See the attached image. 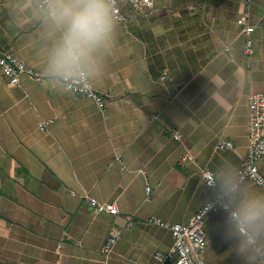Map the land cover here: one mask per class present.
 Returning a JSON list of instances; mask_svg holds the SVG:
<instances>
[{"label": "crops", "instance_id": "1", "mask_svg": "<svg viewBox=\"0 0 264 264\" xmlns=\"http://www.w3.org/2000/svg\"><path fill=\"white\" fill-rule=\"evenodd\" d=\"M152 1L137 11L121 0L127 22L114 21L112 39L84 66L101 109L47 71L61 33L40 0H0V52L39 75L13 84L0 73V264L157 262L173 236L150 218L188 221L214 194L205 167L221 186L222 172L234 177L248 147V93H264V0ZM239 18L254 26L249 57ZM222 140L233 147L217 148ZM187 152L193 159L180 163ZM259 168L264 175V156ZM83 189L115 200L118 213L95 212ZM257 199L264 192L246 181L230 203L239 211ZM204 228L209 264H262L264 227L250 228L262 255L224 212Z\"/></svg>", "mask_w": 264, "mask_h": 264}, {"label": "built area", "instance_id": "2", "mask_svg": "<svg viewBox=\"0 0 264 264\" xmlns=\"http://www.w3.org/2000/svg\"><path fill=\"white\" fill-rule=\"evenodd\" d=\"M129 5L137 11H144L153 4L152 0H126ZM114 21L124 24L128 20V14L121 8V0H110ZM52 0H40V6L47 12ZM238 24L242 26L244 33V43L242 48L243 56L249 57L254 52L253 38L251 33L254 26L250 24L246 18H239ZM0 73L3 74L8 82L18 84L23 74L39 78L37 72L32 67L27 66L23 61L18 59L12 52H0ZM167 70L162 73V78L167 77ZM64 86L76 94L84 95L92 98L97 106L103 109L106 105L104 95L98 92L91 83L89 75L84 67L78 72L70 76H60ZM248 101V147L243 155L240 166L238 167L233 181L235 189L233 191H225L216 178L214 171L210 167H205L201 171L203 183L214 191L213 196L206 201L188 221L169 223L159 218H150L151 222L168 228L173 236V244L166 256L157 254V262L149 264H209L203 257V253L207 245V237L205 232V222L215 213L224 212L229 219L237 224L239 233L244 237L249 247L258 253L263 254V248L257 237L253 234L250 227L243 222L242 218H238V210L230 203V197L236 193L240 186L250 181L254 183L264 192V175L259 168V160L264 156V93L258 91H250L247 97ZM51 119L42 120L39 123L41 129H46ZM175 138H182L179 131H173ZM231 140L219 141L217 148H232ZM193 155L190 152L185 153L180 163L192 160ZM151 191L150 185L147 184L146 192L149 195ZM82 198L88 201L95 212H105L110 214L118 213V206L115 200L109 202H101L91 195L88 190L83 189L80 192ZM119 232L112 230L107 242L103 245L102 251L110 254L113 250V244ZM61 243H58V248ZM74 264H83L76 262ZM264 264V259L262 261Z\"/></svg>", "mask_w": 264, "mask_h": 264}, {"label": "clouds", "instance_id": "3", "mask_svg": "<svg viewBox=\"0 0 264 264\" xmlns=\"http://www.w3.org/2000/svg\"><path fill=\"white\" fill-rule=\"evenodd\" d=\"M48 15L60 36L49 53L47 71L54 76H70L84 66H90L94 53L112 39L114 17L110 0H56L49 5ZM222 187L233 191V177L221 174ZM238 218L259 231L264 227V200H245Z\"/></svg>", "mask_w": 264, "mask_h": 264}]
</instances>
